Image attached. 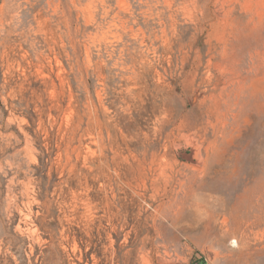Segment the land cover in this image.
<instances>
[{"label":"rangeland","instance_id":"rangeland-1","mask_svg":"<svg viewBox=\"0 0 264 264\" xmlns=\"http://www.w3.org/2000/svg\"><path fill=\"white\" fill-rule=\"evenodd\" d=\"M0 264H264V0H0Z\"/></svg>","mask_w":264,"mask_h":264}]
</instances>
